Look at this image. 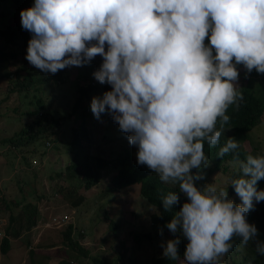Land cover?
<instances>
[{
	"label": "clouds",
	"instance_id": "1",
	"mask_svg": "<svg viewBox=\"0 0 264 264\" xmlns=\"http://www.w3.org/2000/svg\"><path fill=\"white\" fill-rule=\"evenodd\" d=\"M20 17L32 34L26 59L41 72L102 57L92 75L111 89L92 97L94 117L109 114L137 147V163L186 198L181 204L174 191L161 198L165 211L180 204L166 225L175 238L162 241L164 257L179 258L180 236L186 264H218L234 237L264 256V241L247 220L254 201H264L256 187L264 155L240 159L233 137L219 147L217 156L233 153L238 164L229 184L240 203L227 188L197 184L209 164L205 143H220L230 129L229 106L244 98L237 65L264 74V0H34Z\"/></svg>",
	"mask_w": 264,
	"mask_h": 264
},
{
	"label": "rangeland",
	"instance_id": "2",
	"mask_svg": "<svg viewBox=\"0 0 264 264\" xmlns=\"http://www.w3.org/2000/svg\"><path fill=\"white\" fill-rule=\"evenodd\" d=\"M4 22L6 21L2 18L0 30H4ZM68 68L64 74L50 79L40 93L42 96H49L47 105L59 113L63 122L62 130L69 128L73 123L67 115L72 111L71 105L77 93L74 83L79 81L88 86L95 82V79L92 81L89 78L91 73L89 64ZM36 74L41 78L47 76L51 78L53 75L40 70H37ZM11 87V82L0 78V264H62L63 261L71 264H91L90 256L102 254V259L113 257L117 255L116 249L123 246L126 250L130 248L126 251V255L131 256L136 264H151L155 251L159 248L163 249L162 241L172 239L173 235L163 228V236H161L159 227L155 228L151 224V215L156 213V209L141 195L140 186H132L129 191L120 193L118 198L116 191L111 192L107 189L111 177L116 173L115 169L107 170V166L101 171V178L96 185L91 187L85 184L78 185L72 198H65L62 195L65 191L60 192L58 188L71 190L76 184L65 177L66 138L58 136L55 145L51 144L49 137L33 138L34 133L31 132L28 134L29 138L14 143V147L12 143L6 145L1 141L15 132L17 134L13 140L17 142L20 138H24V135L18 134L31 122L26 115L21 114V101L18 99V94L10 90ZM18 105L19 110L14 111L13 108ZM86 126L90 138L93 139V146L104 152L108 159L122 149L125 137L117 125L102 117L97 120L91 115L87 118ZM249 134V140L240 143L241 146L252 155H262L264 116ZM27 140L30 142H26ZM128 145L132 147L137 158V147L130 143ZM110 149L114 156L107 152ZM21 151H27L29 163L23 162ZM227 165L230 170L236 166L233 162H228ZM59 173L62 175H58ZM223 173L218 174L214 182H219L221 185L229 176L228 172ZM105 189L107 192L103 193ZM109 192L110 195H107ZM26 203H30L33 207V214L30 216L29 212L24 211ZM109 203L111 208L108 207ZM105 210L107 212L109 210L108 220L104 218ZM30 219L35 221L30 224ZM113 220L118 228L115 233V249L112 250V240L108 245L99 238L103 234L108 236L105 232L108 223ZM71 224L75 226L73 236L89 250V257L84 256L75 246L70 247L65 244V232ZM136 232L152 233L154 242L145 241L141 246H136L132 239ZM4 238H7L8 250H4L1 246ZM238 250L241 252L242 248L239 247ZM240 255L236 257L239 258ZM227 261L225 255L218 264H228Z\"/></svg>",
	"mask_w": 264,
	"mask_h": 264
},
{
	"label": "trees",
	"instance_id": "3",
	"mask_svg": "<svg viewBox=\"0 0 264 264\" xmlns=\"http://www.w3.org/2000/svg\"><path fill=\"white\" fill-rule=\"evenodd\" d=\"M33 4L34 0H0V20L3 18L6 21L4 22V30H0V78L12 83L10 90L19 96L18 99L21 101L20 107L22 108L21 114L26 115L31 121L29 124H26L18 134L19 136L24 135V138H20L16 142L13 140L17 134V132H15L12 136L2 139L1 141L6 145L12 143L14 147V143L17 144L21 142L22 139L29 138L28 134L33 132V138L49 137L51 144H55L57 137L63 136L67 139L65 145V152L67 154V165L64 167L65 177L70 182H76L71 190L69 188L64 190L63 187L58 188L60 192L65 191L62 192L63 197L72 198L78 185L85 184L88 187L96 185L101 178V171L108 166L106 168L107 170L115 169L116 173L111 177L109 182L110 185L107 189L111 192L116 191L115 194L120 198V193L123 194L129 191L134 185L138 187L140 186L141 195L156 209V213L151 215V224L155 228L159 227V229L164 228L168 230L166 226L167 222L171 220L173 212L179 209L180 204H174L172 206V211H165L163 209L161 198L169 191H174L180 195V202L182 204L186 198L182 193H179L178 188L171 184L162 183L159 177L151 172L146 165H140L137 163L135 152L132 147L128 145L129 141L127 134L123 131L125 141L123 139L122 149L118 151L115 156L111 149L107 151L109 155H113L114 157L108 159L104 152L99 151L98 147L93 146V139L90 138L89 129L86 126L87 118L93 115L90 108L91 99L93 96L102 97L105 91L111 89V85L99 83L92 75L101 65L102 57L97 55L89 63L91 67L89 78L92 81L95 79L94 84L85 86L79 81L74 83L77 93L71 105L72 111L67 115L68 119L73 122L69 125V128L62 130V118L55 109L52 110L50 106L47 105L46 101H49V96L40 95L45 88L43 86L50 79H54L57 75L64 74L69 68L66 67L63 70L58 71L56 74L52 75L51 78L48 76L41 78L36 74L38 69L34 68L27 61V45L32 34L22 28L20 12L22 9L29 8ZM6 17L10 18L6 20ZM205 43L208 44L209 41L206 39ZM237 69L239 71L237 82H240L237 84V88L243 93L244 98L242 101H239L238 108L235 105L229 106L226 114L230 116V121L225 127L230 129H227L223 133L220 143L215 147H209L205 143V153L209 157V164L200 170L204 173V178L197 181V184L202 186L207 183H214L217 185V189L227 188L229 198L236 203H240V198L236 195L234 189L229 184L238 174V164L233 158L234 154L229 153L224 157H219L217 156V152L219 147H221L229 137H233L239 144L236 152L239 153L240 159H245L248 154H251L247 149L241 146L240 143L249 140V132L263 119L264 74H259L255 70L251 73H247L242 65H237ZM82 79L84 80V78ZM13 110L18 111L19 105L14 107ZM101 117L119 127L118 123L114 122L109 114L103 113L101 114ZM26 142L30 141L27 140ZM26 152L21 151L20 155L24 157V163H29ZM262 155H264V151L262 152ZM228 162H233L236 166L230 170L227 165ZM195 171L196 170L194 169L193 172ZM222 172H228L229 176L220 185L219 182H214V180L216 176L222 174ZM58 175L62 174L59 173ZM256 187L258 190L264 189V180L258 181ZM107 189H105L103 193H106ZM111 192L107 195H110ZM254 205V210H251L248 213L247 220L249 223H254L256 225L259 232V239L264 241V201L259 203L254 201ZM108 207H112L110 203L108 204ZM24 211L29 212V216L32 215V205L26 203ZM108 216H110L109 210L108 212L105 210L104 218L108 220ZM34 221V219L29 220L30 224ZM101 222L100 219V223ZM117 228L114 220L113 222H109L108 229L105 232L108 236H104L103 234L102 237L99 238L108 245L109 242L113 241L112 250L115 249L114 241ZM74 231V225L71 224L67 227L65 232V244L70 247L75 246L84 256L89 257V250L73 236ZM179 235V233L176 234V236ZM173 238H175L174 235L172 236V239ZM132 239L138 247L145 241L154 242L153 235L150 232H136ZM6 243L7 238H4L3 244L1 245L4 250H8L9 248ZM232 243L233 248L226 255L228 264H264V256L256 254L253 242L250 241L247 245H241L240 238L234 237ZM186 244L187 239L183 238V240H181L180 236V243L177 246L179 256L177 260H170L167 257H164L162 255L163 249H157L152 256L151 264H178L179 262L186 264V261L183 258ZM239 247L242 248L241 252L238 250ZM129 249L130 248H127V250ZM127 250L123 246L118 250L116 249V256L102 259L101 254L98 256H90L89 259H92L91 264H136L131 256L126 255ZM239 254L241 255L237 258L236 256ZM219 261H221V258ZM62 264L71 263L63 261Z\"/></svg>",
	"mask_w": 264,
	"mask_h": 264
}]
</instances>
